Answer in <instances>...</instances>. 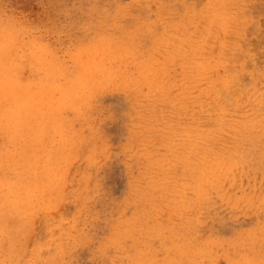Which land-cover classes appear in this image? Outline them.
I'll return each mask as SVG.
<instances>
[{
	"label": "rangeland",
	"instance_id": "obj_1",
	"mask_svg": "<svg viewBox=\"0 0 264 264\" xmlns=\"http://www.w3.org/2000/svg\"><path fill=\"white\" fill-rule=\"evenodd\" d=\"M0 13V264H264V0Z\"/></svg>",
	"mask_w": 264,
	"mask_h": 264
},
{
	"label": "bare ground",
	"instance_id": "obj_2",
	"mask_svg": "<svg viewBox=\"0 0 264 264\" xmlns=\"http://www.w3.org/2000/svg\"><path fill=\"white\" fill-rule=\"evenodd\" d=\"M166 41H167V40H166ZM110 45H111V44H110ZM161 46H162V45H161ZM118 48H119V47H118ZM96 49H97V48H96ZM97 50H98V49H97ZM95 51H96V50H95ZM98 51H99V50H98ZM101 51H102V50H100V52H101ZM95 53L97 54V52H95ZM95 53H94V54H95ZM37 68H38V67H37ZM36 70H40V69H36ZM99 70H100V69H99ZM51 71H52V70H51ZM90 71H91V69H90ZM0 72H1V71H0ZM46 73H47V71H46ZM105 73H106V72H105ZM47 74H48V73H47ZM51 74H52V73H51ZM58 74H59V73H58ZM54 75H55V73H54ZM48 76H49V75H48ZM50 76H51V75H50ZM56 76H57V75H56ZM56 76H55V77H56ZM51 77H52V76H51ZM53 77H54V76H53ZM39 79H40V77H39ZM41 79H42V78H41ZM44 80H46V78H44ZM84 80H85V79H84ZM39 81L42 82L41 80H39ZM79 81H80V80H79ZM88 81H89V80H88ZM51 82L53 83L54 80H52ZM89 82H90V81H89ZM89 82H88V83H89ZM44 83H46V82H44ZM57 83H58V82H57ZM54 84H55V87H56V89H57L59 86H58V87L56 86V85H57L56 82H55ZM54 84H53V86H54ZM58 84H59V83H58ZM89 85H90V83H89ZM61 87H62V85H61ZM41 88H42V87H41ZM48 88L53 90V87H52V88H51V87H48ZM48 88L46 87V89H48ZM46 89H45V90H46ZM43 90H44V89H43ZM43 90H42V91H43ZM45 90H44V91H45ZM40 91H41V90H40ZM53 91H55V90H53ZM51 92H52V91H49V90H48L47 93H51ZM39 93H40V92H39ZM74 94H75V93H74ZM44 95H45V94H43V96H44ZM46 95H47V94H46ZM49 95H50V94H49ZM62 96H63V95H62ZM63 97H64V96H63ZM10 98H14V97H10ZM185 99H186V98H185ZM19 100H20V99H19ZM182 100H184V99H182ZM9 101H10V100H9ZM33 101H34V100H33ZM12 102H13V101H12ZM21 102H22V100H21ZM45 102H46V101H45ZM18 103H19V102H18ZM33 103H34V102H33ZM40 103H41V102H40ZM170 103H171V102H170ZM179 103H180V102H179ZM7 104H8V103H7ZM20 104H21V103H19V105H20ZM24 104H26V103H24ZM10 105H11V104H10ZM16 105H17V104H15V108H19V107L16 106ZM21 105L23 106V104H21ZM5 106H6V105H5ZM11 106H12V105H11ZM24 107H26V106H24ZM37 107H38V106H37ZM1 108H3V106H1ZM13 108H14V106H13ZM29 108H30V107H29ZM31 108H32V107H31ZM48 108H49V107H48ZM48 108H46V110H47ZM25 109H26V108H25ZM25 109H24V111H25ZM34 109H35V108H34ZM34 109H33V110H34ZM40 109H41V108H40ZM8 110H9V109H8ZM11 110H13V109H11ZM20 110H21V109H20ZM4 111H5V110H4ZM17 111H18V110H17ZM24 111H23V112H24ZM37 111H38V110L35 109V111H33V112H34V113H38L39 111H38V112H37ZM48 111H49V110H48ZM178 111H179V110H178ZM218 111H219V110H218ZM5 112H6V111H5ZM12 112H13V111H12ZM27 112H28V111H27ZM27 112H25V113H27ZM31 112H32V110L30 111V113H31ZM33 112H32V115H33ZM43 112H44V111H43ZM46 112H47V111H46ZM10 113H11V112H10ZM40 113H41V112H40ZM40 113H38V114H40ZM1 114H2V113H1ZM1 114H0V115H1ZM5 114H6V113H5ZM16 114H17V113L13 112V115H15L14 117H16V116L18 115V114H17V115H16ZM20 114H21V113H20ZM20 114H19V115H20ZM7 115H8V112H7ZM9 115H10V114H9ZM19 115H18V116H19ZM35 115H36V114H35ZM35 115H33V116H35ZM48 115H50V113H49ZM11 116H12V115H11ZM43 116H44V114H43ZM9 117H10V116H8V121H9ZM31 117H32V116H31ZM49 117H50V116H49ZM214 117H215V116H214ZM3 118H4V117L2 116L1 119H3ZM11 118H12V117H11ZM19 118H20V117H19ZM28 118H29V117H28ZM43 118H44V117H43ZM6 119H7V118H6ZM13 119H14V118H13ZM16 119H17L18 121L14 119V122L17 121V122H18V125H19L20 122H21V120H19L18 118H16ZM23 119H24V117H23ZM29 119L31 120V118H29ZM35 119H36V117H35ZM35 119H34L33 121H35ZM45 119H46V118H45ZM37 120L39 121L40 118H39V119H36V122H38ZM5 121H6V120H5ZM11 121H12V119H11ZM19 121H20V122H19ZM40 121H41V122H39V123H42V124H43L42 120H40ZM17 122H16V123H17ZM22 122H23V121H22ZM22 122H21V124H22ZM1 123H3V126H0V127H9L8 125H5V123H4L3 121H2ZM8 123H9V122H8ZM10 123H11V122H10ZM29 123H30V122H29ZM49 123H50V121H49ZM57 123H58V122H57ZM59 123H60V121H59ZM59 123H58V124H59ZM11 124H12V123H11ZM11 124H10V125H11ZM21 124H20V125H21ZM25 124H26V123H25ZM51 124H52V123H51ZM55 124H56V123H55ZM15 125H17V124H15ZM15 125H14V127H16ZM18 125H17V126H18ZM31 125H32V124H31ZM37 125H38V123H37ZM40 126H41V125H40ZM48 126H49V124H48ZM144 126H145V125H144ZM18 127H19V126H18ZM27 127H28V126H27ZM38 127H39V126H38ZM49 127H50V126H49ZM49 127H48V128H49ZM51 127H52V126H51ZM59 127H60V126H59ZM62 127H63V125H62ZM140 127H141V126H140ZM238 127H239V126H238ZM19 128H21V127H19ZM28 128H29V127H28ZM31 128H32V127H31ZM44 128H46V127H44ZM44 128H41V129L46 130V129H44ZM5 129H7V128H5ZM16 129H17V128H16ZM22 129H23V128H21V130H22ZM49 129H50V128H49ZM49 129H47L48 132H49ZM3 130H4V129H3ZM26 130H27V129H26ZM31 130L34 131V128L31 129ZM38 130H39V129H37V131H38ZM224 130H225V129H224ZM5 131H6V130H5ZM11 131H13V130H11ZM11 131H10V132H11ZM14 131H15V129H14ZM27 131H28V130H27ZM39 131H41V130H39ZM17 132H19V131H16V132H14V133L17 134ZM48 132H46V133H48ZM1 133H2V132H1ZM4 133H5V132H4ZM11 133H12V132H11ZM14 133H13V134H14ZM21 133H22V131H21ZM27 133L29 134V132H27ZM35 133H36V130H35ZM41 133H42V132H41ZM150 133H151V132H150ZM16 134H14V135L16 136ZM30 134H31V133H30ZM36 134H37V133H36ZM164 134H165V133H164ZM203 134H205V133H203ZM5 135H6V134H5ZM37 135H38V134H37ZM37 135H35V136H36L35 139L38 138ZM211 135H212V134H211ZM22 136H23V135H22ZM26 136H27V135H25V137H26ZM32 136H33V135H32ZM214 136H215V135H214ZM9 137H11V136H9ZM6 138H7V137H6ZM11 138H12V137H11ZM8 139L10 140V138H8ZM8 139H7V140H8ZM22 139H23V138H22ZM9 140H8V142H9ZM11 140H13V138H12ZM15 140H16V137H15ZM17 140H18V139H17ZM28 140H29V139H28ZM38 140H40V139H38ZM38 140H37V141H38ZM13 141H14V140H13ZM19 141H20V140H19ZM23 141H25V139H24ZM33 141H36V140L33 139ZM25 142H26V141H25ZM196 142H197V141H196ZM12 143H13V142H12ZM16 143H17V141L15 142V144H16ZM19 143H21V142H19ZM17 144H18V143H17ZM26 144H27V143H26ZM33 144H34V142H33ZM33 144L31 143L30 146L33 145ZM18 145H19V144H18ZM3 146H4V144H3ZM8 146H9V145H8ZM14 146H15V145H14ZM19 146H20V145H19ZM19 146L16 145L17 148H18ZM25 146H26V145H25ZM28 146H29V145H28ZM206 146H207V145H206ZM11 147H12V146H11ZM16 147H14V148H16ZM31 147H32V146H31ZM31 147H30V148H31ZM4 148H5V146H4ZM12 148H13V147H12ZM14 148H13V149H14ZM25 148H27V147H25ZM57 148H58V147H57ZM6 149H7V148H6ZM6 149H5V150H6ZM13 149H10V151H11V150L13 151ZM27 149H28V148H27ZM176 149H177V148H176ZM3 150H4V149H3ZM5 150H4V151H5ZM20 150H22V151H20V152L23 153V149L20 148ZM45 150H46V149H45ZM0 151H1V150H0ZM10 151H6V152H7V153H8V152L10 153ZM15 152H16V150H15ZM27 152H28V151H26V153H27ZM49 152H50V151H49ZM53 152H54V151H53ZM0 153H1V152H0ZM51 153H52V151H51ZM51 153H50V154H51ZM1 154H2V153H1ZM3 154H4V153H3ZM12 154L15 155L16 153L13 152ZM54 154H55V152H54ZM5 155H7V154H5ZM14 155H13V156H14ZM22 155H23V154H22ZM43 155H44V154H43ZM52 155H53V154H52ZM192 155H193V154H192ZM208 155H209V154H208ZM18 156H20L19 153H18ZM24 156H25V155H24ZM50 156H51V155H50ZM4 157H5V156H4ZM8 157H10V154L8 155ZM52 157H54V156H52ZM6 158H7V157H6ZM10 158H11V157H10ZM47 158H48V157H47ZM3 159H4V158H3ZM16 159H18V157H17ZM23 159H24V157H23ZM45 159H46V158H45ZM49 159H50V158H49ZM49 159H48V160H49ZM203 159H204V158H203ZM206 159H207V158H206ZM0 160H1V159H0ZM4 160H5V159H4ZM8 160H9V159L7 158V161H8ZM26 160H27V157H26ZM216 160H217V159H216ZM9 161H11V160H9ZM16 161H18V160H16ZM19 161H20V159H19ZM19 161H18V162H19ZM24 161H25V160H24ZM44 161H45V160H44ZM205 161H206V160H205ZM2 162L4 163L5 161H2ZM22 162H23V161H22ZM25 162H26V161H25ZM28 162H29V161H28ZM28 162H27V164H30V163H28ZM49 163H51V162H49ZM205 163H206V162H205ZM5 164L7 165V163H5ZM15 164H19V163H15ZM6 165H5V167H6ZM8 165H10V164H8ZM11 165H12V166H15V165L12 164V163H11ZM30 165H32V164H30ZM44 165H45V164H44ZM46 165H47V163H46ZM213 165H214V164H213ZM12 166H11V167H12ZM17 166H18V165H17ZM27 166H28V165H27ZM27 166H26V167H27ZM33 166H34V165H32L31 168H33ZM47 166H48V165H47ZM19 167H20V165H19ZM50 167H51V165H50ZM15 168H16V167H15ZM17 168H18V167H17ZM29 168H30V167H29ZM31 168H30V169H31ZM4 169H5V168H4ZM22 169H23V167H22ZM27 169H28V167H27ZM203 169H204V168H203ZM1 170H2V169H1ZM7 170H8V169H7ZM7 170H6V171H7ZM9 170H10V169H9ZM24 170H26V169H24ZM24 170H23V171H24ZM50 170H51V169H50ZM167 170H168V169H167ZM2 171H3V170H2ZM6 171H5V172H6ZM19 171H21V170H19ZM19 171H18V172H19ZM23 171H21V172H23ZM27 171H28V170H27ZM27 171H26V172H27ZM0 172H1V171H0ZM7 172H8V171H7ZM14 172H15V171H14ZM16 172H17V171H16ZM18 172H17V173H18ZM21 172H19V173H21ZM49 172H50V171H49ZM3 173H4V172H3ZM3 173H2V175H4ZM8 173H9V172H8ZM10 173H11V172H10ZM47 173H48V172H47ZM17 175H21V174H17ZM8 177H9V176H8ZM13 177H14V176H13ZM26 177H27V176H26ZM0 178H1V177H0ZM20 178H21V177L19 176L18 180H19ZM23 178L25 179V177H22L21 179L23 180ZM206 178H207V177H206ZM18 180H17V181H18ZM7 181H8V180H7ZM7 181L5 180L6 183H9V182H7ZM20 182H22V181L20 180L19 183H20ZM23 182H25V180H24ZM23 182H22V183H23ZM0 183H1V182H0ZM11 183H13V181H12ZM19 183H17V184H19ZM4 184H5V183H4ZM4 184H1V185L3 186ZM163 184H164V183H163ZM11 185H12V184H10V186H11ZM23 185H24V184H23ZM23 185H21V187H22ZM25 185H26V184H25ZM25 185H24V187H25ZM8 186H9V185H8ZM15 186H16V185H15ZM15 186H14V187H15ZM17 187H19V186H16V188H17ZM9 188H10V187H9ZM19 188H20V187H19ZM7 189H8V187H7ZM7 189H6V190H7ZM17 189H18V188H17ZM168 189H169V188H168ZM8 190H9V189H8ZM2 191H3V190H2ZM2 191H0V193H1ZM4 192H6V191H4ZM7 192H8V191H7ZM10 193H11V192H10ZM14 193H15V192H14ZM12 194H13V192H12L10 195H12ZM2 195H3V193H2ZM10 195H9V196H10ZM0 199H1V198H0ZM9 199H10V198H9ZM12 199H13V197H12ZM0 201H1V200H0ZM11 201L13 202L14 200H11ZM11 201H10V202H11ZM6 202H7V201H6ZM10 202H8V203H10ZM12 202H11V204H12ZM0 203H1V202H0ZM1 204H2V203H1ZM6 204H7V203H6ZM13 204L15 205L16 202L14 201ZM17 204H18V203H17ZM180 204H181V203H180ZM7 205H8V204H7ZM1 206H2V205H1ZM5 206H6V205H5ZM9 207H10V206H9ZM13 207H15V206H13ZM13 211H14V210H13ZM13 211H12V212H13ZM8 213H9V212H8ZM9 214H10V213H9ZM0 215H1V214H0ZM9 216L11 217V215H9ZM9 216H8V217H9ZM8 219H9V218H8ZM8 219H7V220H8ZM1 220H2V219H1ZM2 226H3V225H2ZM4 226H5V225H4ZM6 228H7V227H6ZM2 230H4V229H2ZM0 235H1V234H0ZM4 236H5V235H4ZM1 237H2V236H1ZM114 261H115V260H114Z\"/></svg>",
	"mask_w": 264,
	"mask_h": 264
},
{
	"label": "clouds",
	"instance_id": "obj_3",
	"mask_svg": "<svg viewBox=\"0 0 264 264\" xmlns=\"http://www.w3.org/2000/svg\"><path fill=\"white\" fill-rule=\"evenodd\" d=\"M16 23L17 21L13 17L0 13V26L9 27L15 25Z\"/></svg>",
	"mask_w": 264,
	"mask_h": 264
}]
</instances>
